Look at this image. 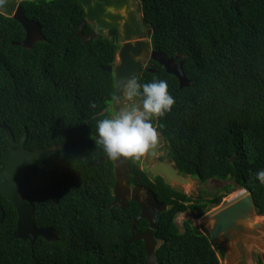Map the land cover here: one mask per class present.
Segmentation results:
<instances>
[{"label":"trees","instance_id":"obj_1","mask_svg":"<svg viewBox=\"0 0 264 264\" xmlns=\"http://www.w3.org/2000/svg\"><path fill=\"white\" fill-rule=\"evenodd\" d=\"M27 19L36 22L43 41L31 49L11 43L24 39L14 19L0 14V125L18 140L26 131L25 148L57 145L55 157L35 160L28 179L55 180L49 192L29 189L23 204L34 206L36 227L52 228L54 242L39 237L33 245L10 239L17 220L15 208L0 193L4 217L0 223V264H144L141 220L130 230L140 209L129 202L125 210L108 209L113 200V165L86 163L104 155L95 143L98 114L113 97V65L119 47L117 30L86 43L74 38L84 18L75 0H22ZM143 23L151 30V49L184 60L191 82L179 88L177 79L151 60L137 80H164L175 104L157 119L178 173L199 183L231 180L252 195L258 214L264 212V0H143ZM93 27L86 24L83 33ZM152 71V72H151ZM95 103L96 107L90 105ZM9 158V141L0 128V170ZM130 185L150 190L162 205H171L156 221L154 238L158 264H220L207 233L191 220L175 217L188 212L199 218L221 196L195 204L174 193L160 178L150 182L137 166L130 167ZM224 190L229 191V186Z\"/></svg>","mask_w":264,"mask_h":264},{"label":"water","instance_id":"obj_2","mask_svg":"<svg viewBox=\"0 0 264 264\" xmlns=\"http://www.w3.org/2000/svg\"><path fill=\"white\" fill-rule=\"evenodd\" d=\"M84 11V18L78 26L74 38H78L82 43L96 39L98 36L106 37L111 30H117L121 38V43L115 55L113 65L103 67L101 70L112 74L114 80L112 105L114 111H120L123 103L126 101L122 86L123 83L132 78H138L142 67V62L150 59L153 62L163 66L166 73L173 75L179 88L189 87L188 81L183 73L182 65L184 60H179L177 55L167 57L161 52L151 49L149 39L150 28L143 23L139 6L133 0H75ZM143 0H140V3ZM0 11L7 17L18 22L24 30V39L20 43H11L25 49H31L37 41H43L40 26L25 17L21 6L16 0H7L5 6L0 7ZM86 24H92L93 29L89 34H84ZM116 58L118 62H116ZM152 72V71H151ZM105 113L102 110L98 116ZM0 128L5 132L9 141V158L5 166L0 170V193L15 208L17 214L16 228L10 239H19L34 241L41 237L45 241H51L56 238V233L52 228H38L32 220L34 207L24 205V194L29 189H37L41 192L48 191L54 181L45 183L32 181L27 178L29 166L35 160H47L54 157L59 147L54 145L47 148H36L27 150L25 148L26 131L23 128L17 141L14 140L10 129L1 124ZM160 138L158 141L160 142ZM163 147L160 146L159 150ZM149 150L148 157L145 158L146 165L150 166V172L155 177H161L163 183L171 188L174 193L186 194V191L192 192L197 187L196 181L190 177H184L178 174L176 165L171 161H163L152 164L154 152ZM158 150V151H159ZM111 160L105 155L95 162L88 163L87 168L97 167L102 162ZM112 161L114 172V183L112 187L113 201L108 209L118 208L125 210L128 207V201L136 203L140 209L139 215L133 220L130 230L141 220L147 222V228L140 234L131 236L125 243L141 240L144 245V251L147 255L144 264H158L155 259L156 248L163 244V241L154 238L156 221L161 212L170 210L171 205L160 204L153 193L148 189L141 187H129V169L127 159L121 158ZM244 191V190H242ZM192 194H194L192 192ZM254 215L253 199L250 193L240 199L230 203L224 208L214 212L201 222L209 232L212 243H220L221 239L229 243H235L241 239V234L247 232V226L260 227L259 224L252 223L250 219ZM3 219V210L0 208V222ZM209 225V226H208ZM229 261V260H228ZM235 264H247L243 259Z\"/></svg>","mask_w":264,"mask_h":264},{"label":"clouds","instance_id":"obj_3","mask_svg":"<svg viewBox=\"0 0 264 264\" xmlns=\"http://www.w3.org/2000/svg\"><path fill=\"white\" fill-rule=\"evenodd\" d=\"M6 3L7 0H0V7ZM122 90L131 105L97 122L98 138H95V143L102 146L108 158L113 161L121 158L140 160L158 143L160 133L153 119L171 111L175 100L169 94L168 84L164 80L140 83L132 78L123 83ZM90 107L95 108V103ZM256 178L264 184V170L258 171Z\"/></svg>","mask_w":264,"mask_h":264},{"label":"flooded vegetation","instance_id":"obj_4","mask_svg":"<svg viewBox=\"0 0 264 264\" xmlns=\"http://www.w3.org/2000/svg\"><path fill=\"white\" fill-rule=\"evenodd\" d=\"M17 1V4L20 5V2L22 0H16ZM138 5V4H136ZM139 6V5H138ZM139 8V7H138ZM0 14L6 16L5 14H3L1 11H0ZM92 25V24H91ZM93 27V26H92ZM109 34V33H108ZM120 37V36H119ZM148 39V37H146ZM121 43V38H120V41H119V45ZM150 59H147L145 61L142 62V68H144L146 65H150L148 63ZM131 105V101H128L126 100L124 103H123V107H129ZM105 110V113L104 114H107V117H111L113 114L117 113L118 111H114V108H113V105H112V99L109 103V106L106 108V109H103ZM121 110V109H120ZM153 124L157 127V130L158 132L160 133L159 131V128H158V123H157V119H153ZM13 135V134H12ZM97 137L94 136V139ZM98 138V137H97ZM159 138L161 139L160 142L158 141L157 143V146L154 148L153 151L154 152V156H153V160H152V164H155V163H158V162H163V161H171L173 164L174 161L170 158L169 156V150H168V146H167V143L163 137V135L160 133V136ZM15 140V139H14ZM17 141V140H15ZM160 146L163 147L162 150H159ZM59 150V149H58ZM103 150V149H102ZM152 150V149H151ZM159 150V151H158ZM149 152V151H148ZM148 152L144 155V157H142L140 160H131V159H127V163H128V169H129V178L131 176V172H130V167L131 166H137L138 169L143 173V175L145 176L146 179H148L150 182H154V179L156 178H160L162 179L161 177H155L151 172H150V166H147L146 165V161H145V158L148 157ZM105 155H107L106 153H104L103 156L97 158L96 160H93L91 162H87L86 163V168H87V164L88 163H92V162H95L97 161L98 159L100 158H103ZM56 156V155H55ZM54 156V157H55ZM53 158V157H52ZM48 160V159H47ZM112 163L111 160H108ZM107 162V161H106ZM103 163V162H102ZM101 163V164H102ZM100 165V164H99ZM98 165V166H99ZM113 165V164H112ZM97 166V167H98ZM97 167H90V168H97ZM179 174V173H178ZM113 175H114V172H113ZM184 177H189V176H184ZM129 178H128V182H129ZM191 178V177H190ZM193 181H196L197 184L199 185V189L200 187L203 186V184L199 183L197 180H195L194 178H191ZM31 180V179H30ZM33 181V180H32ZM49 181H54V184H55V180H48V181H44L42 183H45V182H49ZM163 181V180H162ZM53 184V185H54ZM205 184H209L211 185L212 187L216 188V187H219V192L216 194L218 196H221V201L218 205L214 206L216 207L215 208V211L214 212H217L218 210L224 208L225 206L229 205L230 203L240 199L241 197H243L244 195L248 194L247 191H242L243 189H241L238 185H236L233 181L231 180H226V181H219L218 179H209L206 181ZM220 184H224V186H220ZM52 185V187H53ZM229 186V191H226L224 190L225 187ZM52 187L46 191V192H49ZM113 187V186H112ZM129 187L132 189L133 187H141L143 189H147V188H144L143 186H140V185H130L129 183ZM198 187V186H197ZM196 188V187H195ZM171 189V188H170ZM218 189V188H217ZM232 190V191H230ZM28 191V190H27ZM26 191V192H27ZM192 192L194 194H192ZM191 193L189 194H186L187 196L191 197L192 198V201L190 202L191 204H195V201L196 199H198L200 196H199V192H196V191H193L192 190ZM244 193V194H243ZM234 194V195H233ZM25 195V194H24ZM215 194H213L214 196ZM212 196V197H213ZM201 198V197H200ZM202 199V198H201ZM212 199V198H210ZM208 199V200H210ZM253 199V198H252ZM113 201V200H112ZM207 201V200H206ZM229 201V204H225L226 202ZM129 202H132V201H128V204ZM112 203V202H111ZM24 205H31V204H24ZM33 206V205H32ZM34 207V206H33ZM253 207H254V214L256 216V218L260 217L259 215H264V212L262 214H258V210H257V207L254 205V202H253ZM1 208V207H0ZM2 209V208H1ZM121 210V209H120ZM213 212V213H214ZM211 213L210 216L213 214ZM189 214V213H188ZM205 214V213H204ZM190 215V214H189ZM191 216V215H190ZM3 217H4V212H3ZM33 217V216H32ZM209 217V216H208ZM194 219L196 217H193L191 216V219ZM200 218V217H199ZM190 219V220H191ZM206 219V218H205ZM204 219V220H205ZM3 220V219H2ZM33 220V219H32ZM34 222V221H33ZM192 222V221H191ZM1 223V222H0ZM16 223H17V220H16ZM193 224V223H192ZM262 224L264 225V221L262 222ZM196 227V226H195ZM16 228V226H15ZM39 228V227H38ZM199 230H204V232L207 233L208 237L210 238L209 236V232H208V229L206 227H203L201 224H200V228H198ZM15 230V229H14ZM155 231V230H154ZM262 235L261 237L258 235L259 231L258 229H249L247 228V232L246 233H242L241 235V239L236 241L235 243H229V242H226V240H223L221 239L220 243H212L211 239V243L213 244L212 246V249L214 251V253L218 256L219 260L220 259H230L232 261V264H235V262L237 263L238 260L240 259H243L244 262L245 261H248L249 259L250 260H254V261H264V249L263 247H255L254 245L251 246V248L249 247V244L253 241H257L259 242L260 240L264 241V228L262 229ZM14 232V231H13ZM13 234V233H12ZM11 237V236H10ZM38 239V238H37ZM56 240L55 239H52L51 241L49 242H54ZM29 242V241H28ZM35 242V241H34ZM48 242V241H47ZM30 244V243H29ZM30 245H33V244H30ZM215 248V249H214ZM252 258V259H251Z\"/></svg>","mask_w":264,"mask_h":264},{"label":"rangeland","instance_id":"obj_5","mask_svg":"<svg viewBox=\"0 0 264 264\" xmlns=\"http://www.w3.org/2000/svg\"><path fill=\"white\" fill-rule=\"evenodd\" d=\"M134 3L140 5V1L139 0H133ZM116 62H118V59L116 58ZM220 186H224V184H220ZM218 188V189H217ZM193 191L199 192V196L202 198V200L205 202L206 200L212 198L213 194H217L220 190L219 187H212L209 184H203L202 187H200L199 189V185L196 188L192 189ZM232 191V190H230ZM190 191H186V194H189ZM244 194V193H243ZM234 195V194H233ZM226 205L229 204V201L225 203ZM216 207H209L204 213V215L200 218H192L191 216L188 214V212L186 213H180L175 217V223L177 225L178 230L181 232V226H182V222L185 220H190L192 221L193 225L196 226L197 228H200V224L201 222L207 218L208 216H210L211 213H213L215 211ZM261 217V219H264V215H259ZM258 217V218H260ZM264 235V233H263ZM255 246V247H263L264 249V241L260 240L259 242L257 241H253L249 244V247L251 248V246ZM215 249V248H214ZM252 259V258H251ZM220 264H232V261L229 259V261L227 259H220ZM247 264H264V261H254L252 260H248Z\"/></svg>","mask_w":264,"mask_h":264},{"label":"bare ground","instance_id":"obj_6","mask_svg":"<svg viewBox=\"0 0 264 264\" xmlns=\"http://www.w3.org/2000/svg\"><path fill=\"white\" fill-rule=\"evenodd\" d=\"M250 219L253 221L252 223L259 224L260 227H258V226L257 227L247 226V228H249V229H254V228L258 229V231H259L258 235L261 237L262 232H263L262 229L264 228V225L262 224V222L264 221V219L263 218L261 219V217L260 218H256L255 214ZM227 260H229V259H227Z\"/></svg>","mask_w":264,"mask_h":264}]
</instances>
